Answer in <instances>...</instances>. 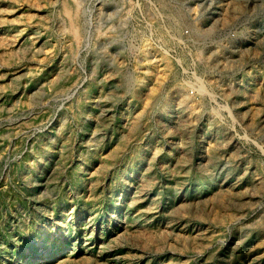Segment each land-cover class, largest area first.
Instances as JSON below:
<instances>
[{
  "label": "rangeland",
  "instance_id": "obj_1",
  "mask_svg": "<svg viewBox=\"0 0 264 264\" xmlns=\"http://www.w3.org/2000/svg\"><path fill=\"white\" fill-rule=\"evenodd\" d=\"M0 23V264H264V0Z\"/></svg>",
  "mask_w": 264,
  "mask_h": 264
},
{
  "label": "bare ground",
  "instance_id": "obj_2",
  "mask_svg": "<svg viewBox=\"0 0 264 264\" xmlns=\"http://www.w3.org/2000/svg\"><path fill=\"white\" fill-rule=\"evenodd\" d=\"M67 12L69 13V11L67 10ZM3 26V24L2 23H0V29H4V28H1ZM7 31V30H6ZM19 32V31H18ZM25 36H27L28 37V34L26 35V34H24ZM25 36H22L21 38H19V40H18V44H22V41H25L26 39H27V37H25ZM25 37V38H24ZM33 38L34 39H37V41L39 40V38H41L40 36H37V35H35V33H34V35H33ZM20 49V47H18L17 46V48L15 49L16 51H18ZM90 250V248L89 247H87V248H85V251H89ZM50 256H52V253H49V254H46V256L44 257V259H49V257ZM32 257H34V255H32ZM43 257V256H42ZM43 259V258H42ZM41 261H43V260H41Z\"/></svg>",
  "mask_w": 264,
  "mask_h": 264
},
{
  "label": "built area",
  "instance_id": "obj_3",
  "mask_svg": "<svg viewBox=\"0 0 264 264\" xmlns=\"http://www.w3.org/2000/svg\"><path fill=\"white\" fill-rule=\"evenodd\" d=\"M150 10H148V12H149ZM207 15L210 17V13L208 12L207 13ZM159 39H161L159 36H157ZM163 37V40L165 41V42H170L169 40H170V37L169 36H162ZM147 44H150V43H147ZM150 45H152V44H150Z\"/></svg>",
  "mask_w": 264,
  "mask_h": 264
}]
</instances>
